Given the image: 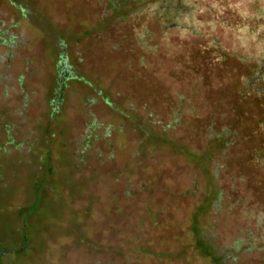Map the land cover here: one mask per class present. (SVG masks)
Here are the masks:
<instances>
[{"label":"rangeland","instance_id":"1","mask_svg":"<svg viewBox=\"0 0 264 264\" xmlns=\"http://www.w3.org/2000/svg\"><path fill=\"white\" fill-rule=\"evenodd\" d=\"M18 2L28 17L0 0L3 264H213L192 234L210 199L198 223L239 247L227 264H264V0H187L193 32L108 0ZM56 39L90 85L52 117Z\"/></svg>","mask_w":264,"mask_h":264},{"label":"trees","instance_id":"2","mask_svg":"<svg viewBox=\"0 0 264 264\" xmlns=\"http://www.w3.org/2000/svg\"><path fill=\"white\" fill-rule=\"evenodd\" d=\"M21 13L22 17H28L30 14V8L28 5H23L18 0H9ZM107 8L111 10V16L116 21H126L132 16H142L148 14L157 19L161 28L164 31L176 30L179 32H193L192 26H184L182 21H185L191 12V7L188 5L187 0H108ZM143 35H145L143 33ZM55 47L59 48L57 58L54 63V87L52 97L50 99L51 116L55 117L61 109L64 93L71 82L79 81L86 85H90L85 81L73 68L66 53L64 52V43L60 39L53 41ZM105 104L109 105L106 98H103ZM260 159L264 163V152H261ZM214 199L207 200L204 204L200 205L195 210L192 220V234L194 237V248L203 257L208 258L213 264H227L229 260H233V255L239 250L238 246L226 248L220 250L213 242L204 234L202 228L199 226L198 220L201 215L213 207ZM40 199H37L35 195L31 205L20 213L22 232L25 231L24 222L28 221L35 210L38 208ZM26 232V231H25ZM25 232L24 235L25 236ZM22 241V242H21ZM27 237L21 238L19 241L18 252L23 253L28 246L25 244ZM245 248V250H248ZM6 249L1 247L0 244V264H3V254L6 253Z\"/></svg>","mask_w":264,"mask_h":264}]
</instances>
